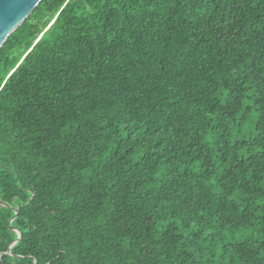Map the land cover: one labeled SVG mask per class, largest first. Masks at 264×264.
Here are the masks:
<instances>
[{
	"label": "trees",
	"instance_id": "1",
	"mask_svg": "<svg viewBox=\"0 0 264 264\" xmlns=\"http://www.w3.org/2000/svg\"><path fill=\"white\" fill-rule=\"evenodd\" d=\"M0 202V264H264V0H43Z\"/></svg>",
	"mask_w": 264,
	"mask_h": 264
},
{
	"label": "water",
	"instance_id": "2",
	"mask_svg": "<svg viewBox=\"0 0 264 264\" xmlns=\"http://www.w3.org/2000/svg\"><path fill=\"white\" fill-rule=\"evenodd\" d=\"M43 0H0V49L7 41L8 37L17 30L34 12L37 6ZM0 204H2L0 202ZM19 216V210H16L15 217L11 220L12 223ZM21 239L15 241L11 248L16 245Z\"/></svg>",
	"mask_w": 264,
	"mask_h": 264
}]
</instances>
